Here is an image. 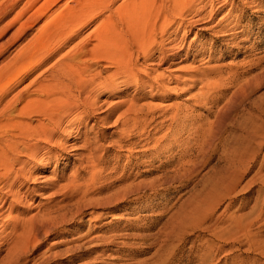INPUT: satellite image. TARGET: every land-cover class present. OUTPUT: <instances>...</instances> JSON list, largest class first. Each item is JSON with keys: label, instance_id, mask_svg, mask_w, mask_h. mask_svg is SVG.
Returning <instances> with one entry per match:
<instances>
[{"label": "rangeland", "instance_id": "374dc122", "mask_svg": "<svg viewBox=\"0 0 264 264\" xmlns=\"http://www.w3.org/2000/svg\"><path fill=\"white\" fill-rule=\"evenodd\" d=\"M29 1L19 0L0 15V69L71 2L49 4L12 43L21 23L47 0ZM197 1L194 11L174 18L168 28L180 32L164 41L168 50V42L175 46L167 52V65L147 66L139 56L135 72L141 70L127 93L103 101L97 117L110 118L108 122H90V150L96 153L91 154L103 161L95 193L86 198L91 207L75 214L84 203L68 183L78 167L90 164L82 141H72L74 134L69 149L58 153L60 159L51 161L47 172L36 174L37 182H30L35 192L19 205L22 210L7 212L0 220V264H264V0ZM10 2L0 0V8ZM22 11H28L26 18H16ZM91 30L85 29L83 37ZM160 36L159 31L158 42ZM158 76L160 85L154 83ZM25 83L21 88L29 81ZM130 104L148 112L147 126L134 131L132 138L116 123ZM165 137L161 151L151 150ZM86 173L82 183L89 179ZM124 174L132 176L124 180ZM118 177L121 181L114 180ZM142 180L152 182L147 191L113 208L95 206ZM58 203L60 208L54 210L59 226L38 241L33 234L19 239L22 225L16 232L9 227L14 220L41 217L44 205Z\"/></svg>", "mask_w": 264, "mask_h": 264}, {"label": "bare ground", "instance_id": "6f19581e", "mask_svg": "<svg viewBox=\"0 0 264 264\" xmlns=\"http://www.w3.org/2000/svg\"><path fill=\"white\" fill-rule=\"evenodd\" d=\"M18 1L12 0L7 8H0V15ZM34 1L30 0L27 4ZM55 1L47 0L27 18L28 11L19 13L16 18L26 19L11 37L12 43L21 39L25 35L26 29L36 23L35 21L44 13L45 8ZM117 1L71 0L56 16L37 31L9 63L0 69V220L7 212L10 214L14 210H22L19 205L25 203L23 201L26 197L35 192V187L32 188L30 182L36 181L35 175L38 173L43 174L50 167L51 161L55 159L56 162L57 159H60L57 156L58 153H63L64 150L69 149L68 141L71 135L74 134H76V137H73L74 140L72 138L70 140L82 141L83 150L86 149L89 152L87 160L90 165L75 169L76 176L69 180L70 184L68 183L70 187L73 186L75 194L78 192L81 195V203H84L83 206L80 204L78 205L80 207L77 206L79 209L75 214H83L84 208H88L92 204L87 199L91 193H95H93L94 184L97 176L101 174V170L98 171V169L103 164L102 159L97 158L94 160V155L91 154L95 152L92 149L90 150L93 143L88 138L89 131H92L91 128L89 130L90 122L95 120L96 123H99L101 118L97 115L100 113L99 111L106 98L121 97V95L127 93L126 91L134 83V79H137L136 73L141 70L135 72L138 67L137 60L139 56L147 66H156L161 69L167 65L169 61L167 52L169 50L173 51L175 46L171 45L174 41L168 42V50L164 41L172 33L177 34L180 32L175 31V29L171 33L168 32V28L171 25L173 27L175 24L174 18L182 19L185 14L193 10L194 4L198 2L197 0H124L120 6L115 8ZM203 17L196 19L200 20ZM194 22L197 23L198 21ZM89 28H93V30L83 37L85 29ZM159 31L160 39H162L159 40L160 42L157 40ZM64 49H67V51L62 54ZM156 50L158 55H156ZM37 72L38 74H36ZM159 77H154V83L159 84ZM26 81H29V84L21 88ZM143 89L141 88V90ZM143 91L145 92V89ZM129 106L126 112L119 116L116 123L119 122L124 127L123 132L129 134L127 136L132 138V136H136L133 135V132L142 129L146 124L148 112L142 107L135 108L131 104ZM108 119L110 118L101 119V121L107 123ZM174 130L176 131V129ZM158 140L160 141V139ZM166 142L167 138L165 137L163 142H157L151 147V150L164 148ZM187 150L189 151V148ZM134 155V153L130 154L128 159H132ZM86 172L89 174V179L82 183L81 179L83 178H81V175ZM131 176L124 174L122 178L129 180L127 178ZM60 178L63 177L60 176ZM118 178L114 180H120ZM110 180V183H112L113 179ZM153 181L155 186V180ZM142 182L132 187H130V184L127 186L130 188H127L125 192L122 189L123 193H117L116 196L114 194L105 201L96 202V205L93 203V208L95 206H101L103 209L109 206L113 208L116 203L119 205L120 201H127L129 197L142 193L144 190L147 191L148 186L152 185V182H149L150 185L148 181H146L148 184L144 180ZM100 184L96 186H100ZM54 187H50L51 190ZM112 187L114 188V184ZM112 187L111 190H113ZM45 188L47 187L45 186ZM98 192L99 190L96 193ZM40 193L38 192V194ZM49 205H44L45 209L41 210L43 211L41 217H38V214L28 218L27 221H24L26 219L22 220L23 223L18 220L15 222V218H13L14 222L12 221L9 224L13 232L19 226H24L23 235L16 237L26 239L33 234L35 240L38 241V237L42 238L55 230L58 218L56 219L57 215H55L54 208H60V206L59 203ZM7 216L9 217V215ZM65 219L63 218V221ZM100 239L97 240L100 241Z\"/></svg>", "mask_w": 264, "mask_h": 264}]
</instances>
